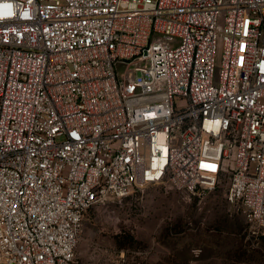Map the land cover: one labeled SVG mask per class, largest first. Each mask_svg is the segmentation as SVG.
I'll use <instances>...</instances> for the list:
<instances>
[{"label": "built area", "instance_id": "2783aa9c", "mask_svg": "<svg viewBox=\"0 0 264 264\" xmlns=\"http://www.w3.org/2000/svg\"><path fill=\"white\" fill-rule=\"evenodd\" d=\"M226 178L264 229V0H0V264H74L95 206Z\"/></svg>", "mask_w": 264, "mask_h": 264}, {"label": "rangeland", "instance_id": "374dc122", "mask_svg": "<svg viewBox=\"0 0 264 264\" xmlns=\"http://www.w3.org/2000/svg\"><path fill=\"white\" fill-rule=\"evenodd\" d=\"M227 190V178L201 197L146 186L95 206L83 222L74 264H264V229L228 202ZM118 236L126 249L117 247Z\"/></svg>", "mask_w": 264, "mask_h": 264}, {"label": "trees", "instance_id": "16d2710c", "mask_svg": "<svg viewBox=\"0 0 264 264\" xmlns=\"http://www.w3.org/2000/svg\"><path fill=\"white\" fill-rule=\"evenodd\" d=\"M128 239H130L132 242L136 241L132 236H129ZM116 245L119 249H126V245L124 244V240L121 236L116 238Z\"/></svg>", "mask_w": 264, "mask_h": 264}, {"label": "snow or ice", "instance_id": "6c2138e0", "mask_svg": "<svg viewBox=\"0 0 264 264\" xmlns=\"http://www.w3.org/2000/svg\"><path fill=\"white\" fill-rule=\"evenodd\" d=\"M5 7H10L9 5H6ZM8 14H10V13H8Z\"/></svg>", "mask_w": 264, "mask_h": 264}]
</instances>
